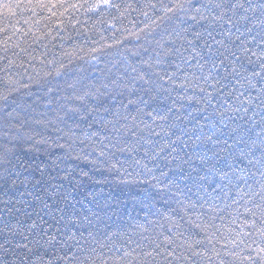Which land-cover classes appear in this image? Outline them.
Returning <instances> with one entry per match:
<instances>
[{"label": "snow or ice", "instance_id": "6c2138e0", "mask_svg": "<svg viewBox=\"0 0 264 264\" xmlns=\"http://www.w3.org/2000/svg\"><path fill=\"white\" fill-rule=\"evenodd\" d=\"M0 264H264V0H0Z\"/></svg>", "mask_w": 264, "mask_h": 264}, {"label": "trees", "instance_id": "16d2710c", "mask_svg": "<svg viewBox=\"0 0 264 264\" xmlns=\"http://www.w3.org/2000/svg\"><path fill=\"white\" fill-rule=\"evenodd\" d=\"M80 18H81L82 20H87V22H88L89 25L92 24V21H91V20H88L87 15H82Z\"/></svg>", "mask_w": 264, "mask_h": 264}]
</instances>
